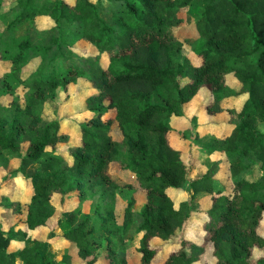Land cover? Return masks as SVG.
Returning a JSON list of instances; mask_svg holds the SVG:
<instances>
[{
	"label": "trees",
	"instance_id": "trees-1",
	"mask_svg": "<svg viewBox=\"0 0 264 264\" xmlns=\"http://www.w3.org/2000/svg\"><path fill=\"white\" fill-rule=\"evenodd\" d=\"M111 1L110 22L100 14V0H16L11 8L0 33V59L10 64L0 75V97L11 96L7 104L0 100V153L17 154L18 170H32L30 200L12 204L14 211L34 230L54 214V195L61 204L74 190L78 202L92 197L95 216L79 215L76 204L58 226L80 258L94 264L101 235L115 225V190L128 186L145 193L139 264H192L209 242L215 264H264L258 232L264 223V132L258 128L264 121V0ZM182 8L192 9L196 31L183 38L174 32ZM42 18L52 23L44 31L37 27ZM79 42L94 50L79 53ZM31 61L35 68L24 76ZM81 78L92 88L85 100L90 117L73 132L75 142L59 149L70 135L58 114L49 119L46 112L59 87ZM201 89L209 93L207 112L226 111L232 129L196 133L193 140L204 154L225 155L229 191L209 173L191 179L190 155L168 139L171 119L184 116V104ZM237 95L246 96L239 109L224 104ZM109 109L113 114L103 119ZM255 165L261 173L250 178ZM116 167L134 179L122 178ZM169 188L186 190L190 199L175 206ZM202 193L212 195L211 205L198 210L193 203ZM195 212L203 239L182 236L177 249L153 262L158 249L151 240L182 233ZM18 234L22 247L9 251ZM47 243L23 229H0V264H72L67 253L54 260ZM113 264L128 262L120 256Z\"/></svg>",
	"mask_w": 264,
	"mask_h": 264
},
{
	"label": "rangeland",
	"instance_id": "rangeland-1",
	"mask_svg": "<svg viewBox=\"0 0 264 264\" xmlns=\"http://www.w3.org/2000/svg\"><path fill=\"white\" fill-rule=\"evenodd\" d=\"M92 1L96 2L97 0ZM100 1V14L107 22H110V9L112 1ZM15 3L16 0H0V33L6 32L5 23L8 20L7 18L11 16V8ZM191 10H189V12L186 14L185 9H180V20L178 26L174 28V32L181 38H183L184 36L194 35L196 33L192 23L193 12ZM38 23L39 24L37 27L42 31L50 27L52 24L51 21L47 18L40 19ZM24 28L25 26L21 25L16 29L15 32L17 34L23 33ZM76 48L81 54H87L94 50L91 45H88L84 42H79ZM185 53L189 55L192 60L195 59L194 55L188 49H185ZM103 61H106L105 56H103ZM9 65V62L2 61L0 59V75H2L3 72L7 71ZM35 65L36 61L29 62L23 68L24 76L33 71ZM228 83L237 86L234 79L230 76L228 77ZM91 90L92 88L90 82L82 78L78 79L76 82L69 83L66 88H58L57 96L52 104L53 110L46 112V116L47 118L52 119L58 114L61 120L62 129L68 132V134L70 135V138H68L67 142L59 143V149L63 145L73 144L75 142L73 132L76 130L80 122L89 119L90 113L86 108L85 100L91 94ZM23 92L24 89L22 87H19L17 89V93L19 95H22ZM205 93V96L200 93L199 96L196 97L197 103H203L205 98L209 99L208 91H205ZM245 97V95H237L235 97L225 99L224 104L228 107L239 109L242 106ZM10 99L11 96L0 97L1 102L4 104H7ZM54 109L57 110V113L56 111H54ZM190 111H192V109H190ZM112 114L113 109H109L108 113L103 116V119ZM196 121L197 118L195 116L190 117L187 121L188 129L184 130L186 138L190 141V143H185V146L183 148L184 152H187L188 150L192 153V155H194L190 178H193V164H197L198 172L200 174L205 172L212 175H217V170L225 164L224 157L220 154H204L200 147L201 145L194 142L193 126L195 125ZM259 129L261 131H264V123H261L259 125ZM19 165L20 158L17 154H12L8 151L0 153V229L4 231H7L10 228L18 229L24 226L23 212H15L12 204L19 202L20 204L25 206L28 203L30 194L32 192V184L30 178L32 170L28 169L23 173L18 170ZM115 169L119 171L117 167ZM223 172H225V169ZM260 173L261 172L258 165H255L248 176L250 178H255L260 175ZM119 174L124 179H134L133 175L129 172L126 174V172L119 171ZM228 181L231 184L229 178ZM86 185H89L94 189L96 188L93 182H89ZM167 192L170 198L173 200L175 206L178 205L183 197L187 200L190 199L188 192L184 189H180V193H177L173 190V188H169ZM77 194V190L72 191L71 193H69L66 201H64V203L62 204L59 202V196L54 195L52 198V202L55 205V212L47 220V223L37 234L39 237H41V239L47 240L48 243L45 245L44 250L52 252L54 260L60 259L63 254L67 253L70 256V261L72 264H86L85 260L80 258L78 249L74 245L69 244V241L62 236L61 228L58 226V222L62 219L65 210L73 207L76 204H78L77 212L79 215L92 217L96 215L93 198L88 196L87 198H84L83 200L78 202V200L76 199ZM201 196L203 195H199L196 197L195 202L193 203L194 208H197L199 206L198 199ZM144 198L145 193H135L133 189L128 186L120 187L115 190V225L110 227L108 232L101 235V242L96 250L97 259L94 264H113V262L120 256H124L128 264H139L138 247L139 240L143 232L138 231L137 228L141 221L139 211L143 207ZM196 219L198 221V217H196ZM188 223H191V226H189V228L186 227L187 229H184L182 233H176L166 242H162L159 239L151 240V246L158 249L157 256L153 262L160 261L168 251L177 249L180 246V240L182 236L193 238V217L189 220ZM114 229L115 231H113ZM261 230L264 234V227ZM203 231H198L197 238L203 235ZM63 239L67 241V244H69L67 247H64V244L61 241ZM23 243V237L18 234L10 241L8 250L16 252L20 249V246ZM203 263L215 264V259L212 256L210 247H208L206 254H201L199 260L192 264ZM16 264L22 263L19 259H17Z\"/></svg>",
	"mask_w": 264,
	"mask_h": 264
},
{
	"label": "crops",
	"instance_id": "crops-1",
	"mask_svg": "<svg viewBox=\"0 0 264 264\" xmlns=\"http://www.w3.org/2000/svg\"><path fill=\"white\" fill-rule=\"evenodd\" d=\"M205 91H206V89H201L189 102L184 104V107H183L184 108V116L173 117L170 121L171 125L173 126V129L168 132V139H169L170 144L174 148L181 150L183 153L189 154L191 157L189 177H191L190 172H191L192 162L194 160V155H192V153L188 150H187V152H184V149H183L185 146V143L186 144H187V142L190 143V141L186 137H183L184 130L188 129L187 128L188 127L187 121L189 120V118L192 116H195L197 118V121H196L195 125L193 126V136L196 133L203 134L204 132H209V133H212L215 135H222V134L229 133L230 130L232 129V124L228 123L229 116L226 113V111H223L221 113L209 114L205 108V104L209 100L208 98H205L203 103L202 102L197 103L196 97H198L200 93H202L205 96V94H206ZM190 109H192V111H190ZM261 123H264V121H262L258 124V128H259V125ZM213 154L222 155L224 157V161H225V164L222 165V167H220L217 170L218 171L217 175H213V179L215 180V182H218L219 184L224 185L225 188L229 191L232 188V186L228 181V178L230 181H231V178H230L229 173H228V167H227L228 165H227L225 155L220 153V152H214L211 155H213ZM223 168L225 169V172H223L224 171ZM204 173L205 172L200 174L198 172L197 164H193V178H191V179H198ZM173 190L177 193H180V189H173ZM200 195H203V196H201L198 199V203H199L198 205L199 206L196 209L205 210V209L209 208L211 205V196L212 195L209 193H202ZM30 196H31V194H30ZM185 199L186 198L183 197L182 200H185ZM182 200H180V201H182ZM196 217H198V214L195 212L193 215V239L201 240V239H203V235L201 237L197 238L198 237V231H203L204 228L201 225V222H197ZM189 226H191V223H188L186 227L189 228ZM42 227L43 226H40L34 230H29V229L27 230L25 228V223H24V226L21 228H18V229L26 230L31 237L41 239V237H39L37 233L41 230ZM263 227H264V223L258 228V232L264 237V234L262 233V230H261ZM187 228H185V229H187ZM202 228H203V230H202ZM203 234H204V231H203ZM61 241L63 242L64 247H67L70 244L69 242H68L69 244H67V241L64 239ZM21 247H22V245L20 246V248ZM208 247L211 248L210 242L207 243L202 254H206ZM256 254H263V252H259Z\"/></svg>",
	"mask_w": 264,
	"mask_h": 264
}]
</instances>
